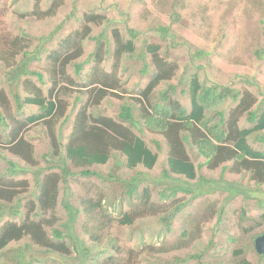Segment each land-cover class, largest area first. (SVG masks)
Wrapping results in <instances>:
<instances>
[{
	"label": "rangeland",
	"instance_id": "374dc122",
	"mask_svg": "<svg viewBox=\"0 0 264 264\" xmlns=\"http://www.w3.org/2000/svg\"><path fill=\"white\" fill-rule=\"evenodd\" d=\"M55 1H61L55 14L40 18L39 12L48 10ZM89 13L103 15L108 23L92 25L90 37L82 42V57L70 64L66 70L77 87L71 92L72 96H64L68 103L65 117L69 116V120L62 123L64 117L56 125V133L60 132L62 135V145L67 143L76 113L86 101V96L79 101L76 98L81 95L80 89L85 90L82 86L87 82V74L93 64L89 66L87 60L95 51L96 41L101 36L105 35L107 40H110L111 48H114L111 39L114 29H118L125 39L129 38V30L137 31L136 53L133 58L124 56L120 62V98L111 96L105 99L100 106L94 108L99 114L116 119L121 105L146 87L149 76H141L139 68L143 63L141 54L148 44H158L161 57L177 64L178 67L175 77L168 83H162L156 93L166 90L169 84L176 86V97L187 109L190 108L188 84L194 74L207 86L220 84L239 91L248 90L258 100H261L264 94V60L256 55V51L264 46V0H184L181 6L176 5L174 0H0V39L21 36L24 33L25 36H30L28 40L31 51L42 50L39 60L33 62L30 68L43 75L44 85L36 77L32 80L42 88L44 96L51 87L48 55L54 49H59L63 39L81 31L84 15ZM162 27L168 31L164 36L160 31ZM150 61V57L146 56V62L149 64ZM79 63L84 64L80 78L76 74V64ZM114 64L113 57H107L101 68L103 71L113 72ZM0 89L9 95L10 101V110L4 115L10 114L15 120H23L39 112L33 105H24L22 109H18L15 95L20 97L22 103L27 93L21 84H13L8 80L1 66ZM61 124L65 126L62 127ZM240 126L249 127L244 118L240 121ZM8 131V128L0 127V176L7 173L9 160L25 167L24 162L10 155L4 147V136ZM135 132L145 140L152 151L158 152V162L153 170L139 167L131 171L122 162L124 158H111L106 165H94L91 170L100 172L105 177L112 174L113 177L120 178V181L128 180L138 172L145 174L150 180H157L167 167L166 141L147 128L143 129V133L138 130ZM24 136L34 147V159L38 166L29 169L26 174L14 177L15 181H27V186L18 189L17 201L8 203L10 209L21 201L20 215L6 216L0 225L7 221L20 223L29 214L34 217L38 213L36 218L34 217L36 220H53L54 217L56 223L53 229H46L48 237L54 240V229L63 233L65 230L63 224L68 219V213L62 207V199L64 193H67L74 207L80 210L72 239L82 249H88L83 255L82 250L75 251L72 247L69 255H63L35 246L25 238L10 247L12 250L19 247L25 251L26 263L105 264L110 260L111 264H166L175 258L187 259L202 254V264H235L241 258L251 264H264V255L261 259L254 246L255 239L264 233V186L254 184L249 173L236 175L227 172L224 176L228 182L247 188L248 193L237 195L229 201H226V192L206 194L192 200L176 216L170 225V231L152 214L137 218L132 224L120 223V203L123 199L120 181L109 182L106 179L83 177L80 174L68 177L66 186L61 185L55 210L43 214L35 208L29 213L30 204L36 205V197L39 194L35 174L40 168H45L52 159L46 129L42 123L29 126ZM153 140L159 141L161 150L155 147ZM253 146L264 151L263 143H253ZM202 161L200 158L199 162ZM220 172L221 170L208 172L204 169V174L214 179L220 177ZM44 174L40 178H44ZM144 186L146 183L140 190ZM179 197V203H184V200L188 202L190 199L189 195L184 194H179ZM126 199L124 196L123 211L134 210L133 205L125 201ZM98 200L102 201L101 208L89 204ZM136 201L132 204H136ZM151 202L155 206L159 205L156 193L153 194ZM87 209L90 212H87ZM257 222L262 224L256 227ZM64 241L70 242L67 238ZM151 248H165L166 252L156 254L150 251ZM237 251H241V254L237 255ZM189 264L199 263L190 261Z\"/></svg>",
	"mask_w": 264,
	"mask_h": 264
},
{
	"label": "trees",
	"instance_id": "16d2710c",
	"mask_svg": "<svg viewBox=\"0 0 264 264\" xmlns=\"http://www.w3.org/2000/svg\"><path fill=\"white\" fill-rule=\"evenodd\" d=\"M174 1L179 6L184 2ZM60 2L55 1L48 10L39 12L40 18L53 16ZM83 20L81 31L63 39L59 49H54L48 55L51 87L46 96L42 88L32 80L36 77L44 85L43 75L30 68L33 62L39 60L42 50L31 51L28 40L30 36H25L24 33L21 36L0 39V66L6 72L8 80L13 84H21L27 93L22 103L20 97L15 95L18 109H22L24 105H33L39 109L38 113L23 120H15L10 114L4 115L10 110V101L9 95L0 89V127L9 129L4 136V147L10 155L25 163V167H20L9 160L7 173L0 176V222L6 216L20 215L21 201L10 209L8 203L16 200L19 188L27 186L26 180L15 181L14 177L26 174L29 169L38 166L34 159V147L24 136L29 126L38 123L45 126L52 160L35 174L39 194L36 197V205L30 204L29 213L35 208L43 214L55 210L61 185L66 186L67 178L74 174L119 182L120 178L113 177L112 174L105 177L100 172L91 170L94 165H106L111 158H124L122 162L131 171L139 167L153 170L158 162V152L152 151L145 140L135 132L138 130L143 133L145 128L165 139L168 147L167 167L157 180H150L145 174L138 172L128 180L119 182L122 198L126 196L125 201L135 208L123 211L122 199L120 223L124 225L152 214L170 231V225L176 216L192 200L206 194L226 192V201H229L237 195L249 192L242 185L225 180L227 172L236 175L247 172L254 184L264 186V151L253 146V143L264 144V94L261 100H258L248 90L239 91L220 84L207 86L194 74L188 84L190 108L187 109L176 97V86L169 84L166 90L156 93L162 83H168L175 77L178 69L177 64L161 57L158 44H148L141 54L143 63L139 74L148 75L149 82L145 88L138 91L137 96L130 97V100L121 105L116 119L94 111L105 99L111 96L120 98V62L124 56L133 58L136 53L135 41L138 33L133 29L129 30L127 39L118 29L112 30L114 48H111L110 40H107L105 35L97 39L95 51L87 60L89 66L91 63L94 65L92 64L87 74V82L82 86L85 90L80 89L81 95L76 98L79 101L86 96V101L76 113L67 143L62 145V135L60 132L56 133V125L65 117L68 109L64 96H72L71 92L77 87L66 70L70 64L82 57V42L90 37L92 25L108 23L103 15L95 13L85 14ZM160 31L163 32L162 36L168 32L165 27L160 28ZM256 55L264 60V46L256 51ZM146 56L150 57L149 64L146 62ZM107 57H113L115 61L113 72H106L101 68ZM83 66V63L76 64L78 77L84 69ZM243 118L249 127L240 126ZM68 120L69 116L65 117L62 123ZM153 142L158 150L162 149L159 141ZM200 158L202 162H199ZM204 169L208 172L221 170L220 177L214 179L212 176H206ZM42 174L44 178H40ZM7 179L9 180L6 181ZM144 183L146 186L140 190ZM154 193L159 203L157 206L151 202ZM179 194L189 195L190 199L188 202L183 199L184 203H179ZM64 195L62 207L67 211L68 219L63 224L64 233L57 229L52 231L54 240L48 237L46 231L48 228L53 229L56 223L54 217L53 220H36L34 217L36 218L38 213L34 217L29 214L20 223L7 221L0 225V264L26 263V252L19 247L15 250L10 247L25 238L35 246L63 255H69L72 247L75 251L82 250L83 255L88 252V249H82L72 239L80 210L74 207L67 193ZM134 201L136 204H132ZM101 203L102 201L98 200L89 204L101 208ZM87 212L90 210L87 209ZM262 220L264 221V214ZM261 224L257 222L256 227ZM66 238L70 242H65ZM151 250L156 254L166 252L165 248ZM240 254L241 251H237V255ZM129 256L131 258V252ZM260 256L262 259L263 255ZM202 258V254L187 259L175 258L166 264H189L190 261L202 264ZM105 264H111L110 260ZM235 264L251 263L241 258Z\"/></svg>",
	"mask_w": 264,
	"mask_h": 264
},
{
	"label": "water",
	"instance_id": "95a60500",
	"mask_svg": "<svg viewBox=\"0 0 264 264\" xmlns=\"http://www.w3.org/2000/svg\"><path fill=\"white\" fill-rule=\"evenodd\" d=\"M254 246L259 255H264V233L255 239Z\"/></svg>",
	"mask_w": 264,
	"mask_h": 264
},
{
	"label": "clouds",
	"instance_id": "9594fccd",
	"mask_svg": "<svg viewBox=\"0 0 264 264\" xmlns=\"http://www.w3.org/2000/svg\"><path fill=\"white\" fill-rule=\"evenodd\" d=\"M14 223H16V222H14Z\"/></svg>",
	"mask_w": 264,
	"mask_h": 264
}]
</instances>
